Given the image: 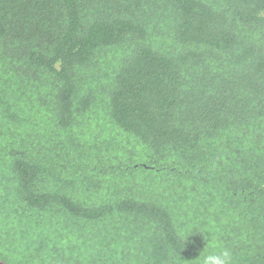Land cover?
<instances>
[{"label": "trees", "instance_id": "1", "mask_svg": "<svg viewBox=\"0 0 264 264\" xmlns=\"http://www.w3.org/2000/svg\"><path fill=\"white\" fill-rule=\"evenodd\" d=\"M264 264V0H0V264Z\"/></svg>", "mask_w": 264, "mask_h": 264}, {"label": "clouds", "instance_id": "2", "mask_svg": "<svg viewBox=\"0 0 264 264\" xmlns=\"http://www.w3.org/2000/svg\"><path fill=\"white\" fill-rule=\"evenodd\" d=\"M202 264H232V254L228 249L212 252L203 257Z\"/></svg>", "mask_w": 264, "mask_h": 264}]
</instances>
